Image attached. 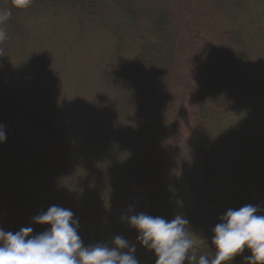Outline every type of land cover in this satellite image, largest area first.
<instances>
[{"label": "trees", "instance_id": "trees-1", "mask_svg": "<svg viewBox=\"0 0 264 264\" xmlns=\"http://www.w3.org/2000/svg\"><path fill=\"white\" fill-rule=\"evenodd\" d=\"M261 1L208 3L211 18L226 21L215 31L204 25L201 30L190 29L180 15L175 20L182 13L179 3L144 9L136 0H31L29 7L18 9L12 0H0V10L11 11L5 25L37 5L77 12L78 20L109 16L106 27L116 41L103 95L104 110L114 126L110 158L83 176V206L73 212L87 245L134 234L122 216L132 215L135 188L156 180L168 165L154 149L158 143L169 142L168 161L178 178L152 188L146 196L147 210L169 220L176 215L188 220L187 231L197 244L184 264H197L201 255L214 257L212 229L227 209L253 204L264 214V139L257 135L264 127V89L256 83L264 78V35L249 28ZM142 19L147 27H142ZM181 38L193 57L188 60L190 73L182 103L172 110L166 91L176 78ZM124 52L128 58L121 63ZM257 57L260 68L254 78ZM0 103L37 128H48L15 101ZM185 104L197 164H191L177 148L176 124ZM3 126L7 139L0 144V227L6 218L15 223L20 213L31 222L51 205L63 207L59 201L44 202L24 189L19 171L23 140L9 125ZM247 255L245 250L233 264H249L244 260ZM137 259L139 264H155L146 250Z\"/></svg>", "mask_w": 264, "mask_h": 264}, {"label": "rangeland", "instance_id": "rangeland-1", "mask_svg": "<svg viewBox=\"0 0 264 264\" xmlns=\"http://www.w3.org/2000/svg\"><path fill=\"white\" fill-rule=\"evenodd\" d=\"M136 1L144 9L173 7L179 3L182 13L176 14L175 20H180V15L190 29L197 27L199 30L200 25H204L216 31L226 22L218 17L211 18L213 12L208 3L213 0ZM260 4L259 17L255 16L256 21L249 28L254 27V34L261 32L264 35V1ZM21 13L14 22L3 25L8 38L0 42V100L15 101L37 119L43 120L48 128H37L30 119L15 115L1 103L0 125H9L15 134L22 137L19 171L23 174L21 182L24 189L44 202L59 201L74 212L83 206V176L100 168L110 158L114 126L113 119L104 110L103 95L107 92L105 71L112 61L116 41L106 27L108 24L105 22L109 20L106 15L93 16V20H78L77 12L62 7L43 8L41 5ZM141 23L142 27L143 24L147 27L146 19ZM140 30L143 31L142 28ZM180 47L182 52L176 66V78L166 91L172 110L182 103L190 73L188 60L193 57L182 38ZM132 48L130 46V52ZM127 58L124 52L120 57L121 63ZM259 61L257 57L254 78L259 72ZM256 83L264 89V78L259 82L257 79ZM176 130L180 154L191 164L199 163L198 158L193 159L194 143L186 104L177 120ZM257 135L264 139V127ZM168 143L154 145L155 151L168 165L156 180L135 188L131 196L134 202L132 215L140 212L150 214L147 194L160 182L178 178L175 166L168 161ZM14 221L6 218L1 227L6 231L33 227L21 213ZM37 227H33L35 234L44 230L42 226ZM128 230L134 234L125 238L136 244V257L141 256L145 249L137 242L136 232L129 226ZM81 238L87 245L85 237Z\"/></svg>", "mask_w": 264, "mask_h": 264}, {"label": "clouds", "instance_id": "clouds-1", "mask_svg": "<svg viewBox=\"0 0 264 264\" xmlns=\"http://www.w3.org/2000/svg\"><path fill=\"white\" fill-rule=\"evenodd\" d=\"M24 9L31 0H12ZM10 10H0V42L8 38L3 27ZM7 139L0 125V144ZM253 204L227 209L212 229L211 244L215 255H201L197 264H233L236 256L247 250L249 264H264V214ZM136 232V240L155 258V264H184L194 241L187 231L188 220L176 215L172 219L144 212L122 216ZM32 224L44 227L34 234L31 226L18 231L0 227V264H139L136 244L115 235L110 243L85 245L78 232L79 220L69 208L51 205L32 218ZM196 261V256L191 257Z\"/></svg>", "mask_w": 264, "mask_h": 264}]
</instances>
